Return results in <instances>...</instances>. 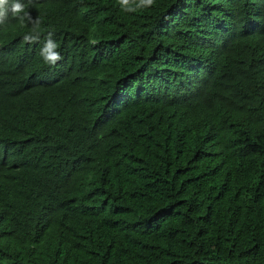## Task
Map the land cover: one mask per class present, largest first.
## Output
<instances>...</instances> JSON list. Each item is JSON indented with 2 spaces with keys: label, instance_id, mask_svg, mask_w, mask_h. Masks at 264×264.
Instances as JSON below:
<instances>
[{
  "label": "trees",
  "instance_id": "1",
  "mask_svg": "<svg viewBox=\"0 0 264 264\" xmlns=\"http://www.w3.org/2000/svg\"><path fill=\"white\" fill-rule=\"evenodd\" d=\"M21 2L40 38L0 25V264H264V0Z\"/></svg>",
  "mask_w": 264,
  "mask_h": 264
},
{
  "label": "clouds",
  "instance_id": "2",
  "mask_svg": "<svg viewBox=\"0 0 264 264\" xmlns=\"http://www.w3.org/2000/svg\"><path fill=\"white\" fill-rule=\"evenodd\" d=\"M117 3L125 12H136L153 6L155 0H117ZM9 14L17 18L22 25H32L31 31L23 36L25 42L33 43L39 41L40 20L39 18H33L30 12L26 11V5L21 0H0V25L8 21ZM58 48L59 44L53 39V32L49 31L44 38L39 55L46 64L54 66L62 59L60 52L57 50Z\"/></svg>",
  "mask_w": 264,
  "mask_h": 264
}]
</instances>
